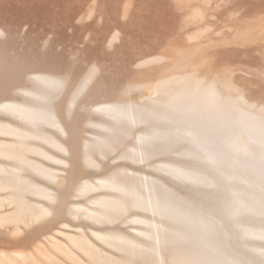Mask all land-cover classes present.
<instances>
[{"label": "bare ground", "instance_id": "obj_1", "mask_svg": "<svg viewBox=\"0 0 264 264\" xmlns=\"http://www.w3.org/2000/svg\"><path fill=\"white\" fill-rule=\"evenodd\" d=\"M0 264H264V0H0Z\"/></svg>", "mask_w": 264, "mask_h": 264}]
</instances>
